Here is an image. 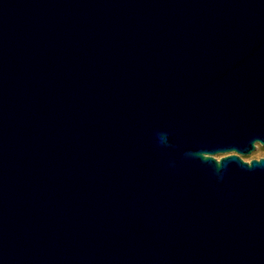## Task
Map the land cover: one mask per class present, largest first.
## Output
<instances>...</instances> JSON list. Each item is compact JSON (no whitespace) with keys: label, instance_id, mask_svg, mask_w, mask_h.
<instances>
[{"label":"water","instance_id":"95a60500","mask_svg":"<svg viewBox=\"0 0 264 264\" xmlns=\"http://www.w3.org/2000/svg\"><path fill=\"white\" fill-rule=\"evenodd\" d=\"M259 144L264 0H0V264H264Z\"/></svg>","mask_w":264,"mask_h":264},{"label":"rangeland","instance_id":"374dc122","mask_svg":"<svg viewBox=\"0 0 264 264\" xmlns=\"http://www.w3.org/2000/svg\"><path fill=\"white\" fill-rule=\"evenodd\" d=\"M221 156L222 155H219L218 157H221ZM243 158L246 161H251L253 159L264 158V146H262V145L259 144L256 151H254L251 155L243 156Z\"/></svg>","mask_w":264,"mask_h":264}]
</instances>
